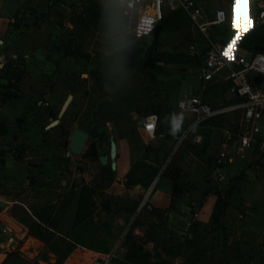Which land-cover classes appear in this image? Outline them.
Here are the masks:
<instances>
[{"label":"crops","instance_id":"obj_1","mask_svg":"<svg viewBox=\"0 0 264 264\" xmlns=\"http://www.w3.org/2000/svg\"><path fill=\"white\" fill-rule=\"evenodd\" d=\"M72 3L80 7L82 0L54 2L40 19L41 0H0V202H6L5 207L0 206V235L5 236L0 240V252L7 253L0 264H91L110 252L122 264H167L157 261L154 254L149 261L131 256L126 234L122 241L117 226L124 221L123 216L115 213L109 224L104 221V211L113 212V204L108 201L102 207L103 189L97 177L102 180L104 174L98 173L96 161L86 160L83 171L75 167V162L82 159L80 155L69 154V147L64 144L65 132L73 127L98 131L101 154H110L111 140L116 141V169L111 158L102 169L112 173L109 188L117 187L118 196L125 193L124 197H118V206L121 203L131 206L128 204L135 199L133 192L142 195L139 189L151 188L145 209L147 218L167 221L169 230L183 238L181 243L200 236L196 239L200 241L198 247L190 249L197 262L200 251L203 252L202 242H207V226L216 225V190H223L227 197L231 186L244 183L243 187L255 191L257 205L250 207L254 202H244L246 214L239 221L238 232L240 248L245 255L244 264H264V151L259 146L239 149L230 141L231 158L221 166L215 163L225 130L240 120L242 110L214 123L205 120L195 129L204 136L203 143L196 145L188 140L190 148L185 144L187 140L179 142L177 135L170 134L166 122L171 114L182 113L185 129L196 118L194 111L181 107V101L191 95L202 97L213 107L242 100L230 90L232 81L226 74L211 81L203 79L204 51L208 42L213 41L225 52L239 34L232 47V57L252 56L256 44L264 43V24L256 22L257 13L264 9V0H203L210 10L224 7L229 13L227 22L210 29L209 38L193 27L184 9H167L165 18H170L173 24L165 27L163 19L159 22L163 26L158 35L155 33L158 23L145 24L148 19L137 14L139 33L140 26L145 24L142 33L153 31L156 39L168 36L174 39L175 58L158 63L163 66L151 65L149 69L121 67L115 71L120 74L118 77L107 80L103 73L93 71V63L86 68L82 61L86 58L84 54L61 53L55 46L24 48L37 43L32 35L36 31L32 29V21L40 22L39 30L54 32L56 10H70ZM51 36L55 37L52 33ZM192 44L196 45L195 50L191 49ZM171 63L178 64L179 69L170 67ZM255 80L264 85V78L256 76ZM151 114L158 115L154 136L144 126ZM54 120L58 122L48 127ZM19 140L30 146L21 155L12 150ZM182 149L208 175L202 186H186L177 181L181 177L172 176L175 161L168 159ZM220 169L224 178L218 177ZM228 199L220 223L232 207ZM73 200L76 205L73 222L71 225L68 222L67 233L60 232L56 227L61 219L71 220L69 207ZM5 212L10 213L22 230L14 231L8 226L1 217ZM48 232L52 236L60 233L68 240L67 255L41 258L39 252L47 246L42 236ZM22 239H26V244L31 239L37 240L41 246L22 250ZM147 250L155 253V247ZM157 250L163 254L169 252L161 247ZM206 264L213 263L208 260Z\"/></svg>","mask_w":264,"mask_h":264},{"label":"rangeland","instance_id":"obj_2","mask_svg":"<svg viewBox=\"0 0 264 264\" xmlns=\"http://www.w3.org/2000/svg\"><path fill=\"white\" fill-rule=\"evenodd\" d=\"M58 1L56 0L55 2ZM40 5L43 8L38 18L41 19L47 14L52 3L48 0H41ZM62 10L57 9L55 13L54 22H56L57 27L54 32H51L55 37H52L51 33L39 30V27H41L39 21H32L31 23H34L32 29L36 30H33L34 34L32 35L37 43L35 45L31 43L30 47H25L24 45V48H32L34 50L39 47L46 49L55 46V50H60L61 53L69 51L74 56L84 54L86 58L82 61L86 63V68H88L90 62L93 63L95 65L93 71L96 70L97 73H103L104 80L109 77H118L120 74L115 71L121 67L124 69H149L152 68L151 65L163 66V64L158 63L175 58L176 42L174 39L169 36L156 39L153 31L139 33L136 28L139 22L137 12L126 9L119 0H82L80 7L76 3H72L70 10L65 12ZM183 46L184 50H188L186 45ZM194 61H198L197 58H194ZM169 66L179 69V65L175 63H171ZM92 90H94V87L91 86ZM46 100L51 101L50 99ZM187 142L185 144L189 147L190 142ZM173 157L172 161H175V163L171 171L174 179L175 177L179 179L181 177V180L177 181L186 186L203 185L202 183L208 175L201 170L202 167L195 166L196 160L189 152L185 153L182 149ZM103 174L102 180H100L99 175L97 177L103 189L102 207L105 208V201L113 204V212L104 211V221L109 224L110 219L116 215L115 213L123 216L124 221L117 223V226L122 233V241L125 234L127 239H129L128 246L132 250L131 254L134 257L143 260L146 253H148L147 248L155 247V253L151 252V255L158 256L157 261H167V264H186V262L187 264H206L208 260L209 263L213 264H244L245 255L242 251L243 249L240 248L241 244L238 238L239 221L246 214L245 200L257 202L255 200L257 197L255 191L243 187L244 183H240L235 187L231 186L230 189L227 188L229 191L227 198L232 203V207L226 212L222 223L207 226L209 230L206 238L207 242H202L203 252L200 251L197 262V260H194V254L190 252V249L196 245L198 247L200 244L198 238H201L200 236H195L193 240L188 238V240H185L186 244L181 243L183 238L180 237V234H176L174 230H169L170 226L167 221H150L145 211L148 201L140 209V204L148 190L139 189L142 191V195L133 192L135 199H131L130 204H128L131 206H127L125 203H121L122 205L118 206V197H124L125 193L118 196L116 193L117 187L109 188L113 182L112 173L104 171ZM178 189L176 188L177 191ZM254 203L250 204V207L257 205ZM75 210L74 201L72 206L69 207L71 220L62 221L61 219L56 227L57 230L66 232L69 223L71 225L73 222L72 218ZM2 237L5 236L0 235V240H2ZM42 237L44 238V240L42 239L44 244L47 246L39 252L41 258L57 259L58 256L61 257L68 254L65 250H68L70 245L68 240L60 233L52 236L48 232ZM25 240L22 239L20 241L22 250H28L31 247L39 249V246H41V243L37 240L31 239L28 244L25 243ZM185 246L187 250H185ZM158 247L167 249L169 252L163 254L157 250ZM52 249H60L61 251L54 252ZM208 250L210 252L209 255L206 254ZM159 253H161V257H159Z\"/></svg>","mask_w":264,"mask_h":264},{"label":"built area","instance_id":"obj_3","mask_svg":"<svg viewBox=\"0 0 264 264\" xmlns=\"http://www.w3.org/2000/svg\"><path fill=\"white\" fill-rule=\"evenodd\" d=\"M52 2V0H48ZM128 10H134L139 16H143L154 24L161 22L166 16L167 9H184L191 17L193 27L206 38L213 26L225 23L229 19L228 10L219 7L210 10L203 0H119ZM257 23L264 24V9L257 13ZM192 44L191 49L195 50ZM213 41H209L205 47L204 59L201 65V74L204 80L211 81L215 76L226 74L232 81L230 90L240 97V102L213 107L202 97L191 95L181 101L183 109H190L196 113V118L176 136L179 142L190 140L196 145H201L204 136L196 132V127L210 118H224L227 114L242 110L238 122L230 125L225 130L222 143L215 155V163L219 166L225 164L232 155L229 153V142H235L239 149L244 147L259 146L264 151V85L255 80L256 76L264 78V50L256 51L252 56L239 55L228 59ZM158 115L151 114L144 122L146 131L154 136L157 130ZM152 128L149 130L148 125ZM174 152H172L173 154ZM173 156V155H172ZM169 157L168 162L172 160ZM221 168V167H220ZM219 178H224L221 169ZM148 189L144 196L140 209L148 201L151 193ZM115 253H108L103 259H96L91 264H122L115 260Z\"/></svg>","mask_w":264,"mask_h":264},{"label":"water","instance_id":"obj_4","mask_svg":"<svg viewBox=\"0 0 264 264\" xmlns=\"http://www.w3.org/2000/svg\"><path fill=\"white\" fill-rule=\"evenodd\" d=\"M162 23H158L155 27V33L158 35L159 31L162 28ZM256 48L259 50H264V44L258 43L256 44ZM256 78V77H255ZM68 101L65 103L64 108L66 107V104ZM58 122V120H54L51 122L48 127H51L55 125ZM67 139H66V144L69 147V154L73 153L75 155H80L84 152V150H87V148L93 150V153L91 157H97L99 158L104 165L108 164L109 158H111L112 161V167H116V155H117V144L115 140H111L110 143V154L104 153L101 154L98 152V146L95 141H90V137H96L98 135V131L94 130L91 133L80 128V127H73L72 129H67ZM207 144H205L206 146ZM0 206L5 207L6 202H0ZM5 221L7 222L8 226L14 230V231H20L22 230V226L15 221L9 212L3 213L1 216ZM12 233V231L10 230ZM7 253L6 252H0V261H4Z\"/></svg>","mask_w":264,"mask_h":264},{"label":"flooded vegetation","instance_id":"obj_5","mask_svg":"<svg viewBox=\"0 0 264 264\" xmlns=\"http://www.w3.org/2000/svg\"><path fill=\"white\" fill-rule=\"evenodd\" d=\"M94 130L95 129H93L91 131H88V132L91 133ZM65 136L66 137H65L64 144H65V146H67V144H66L67 133L66 132H65ZM99 137L100 136H99V133H98V135L96 137H94V138L93 137H90L89 142L90 141H95L96 144H97V146H98V152L100 153L99 147L101 146V144H99V142H98ZM29 148H30V146H28V145L26 146V143L25 142H22L21 140H19L18 143L15 146H13V149L12 150H14L15 153H17V154L19 153L21 155V154L24 153V151H26ZM92 153H93V150H91L89 148H87V150H84V152L82 154H80V157H81L82 160L76 161L75 162V167L78 168L79 170H82L83 171L85 169L84 165L86 164V162H85L86 160L87 161H96L99 164L100 175L102 176L103 175V172H104L103 169H102L103 163H102V161L99 158H97V157H91ZM106 171H108V170H106ZM79 179L81 180L82 177H79Z\"/></svg>","mask_w":264,"mask_h":264},{"label":"trees","instance_id":"obj_6","mask_svg":"<svg viewBox=\"0 0 264 264\" xmlns=\"http://www.w3.org/2000/svg\"><path fill=\"white\" fill-rule=\"evenodd\" d=\"M54 2H55V0H52L51 3H54ZM163 23H164V26H165V27H168V26H170L171 24H173V23H171L170 18H168V19L164 18ZM261 26H263V25H261ZM262 44H264V43H262ZM255 51H258V49H255ZM68 53H71V52L68 51ZM219 119H221V118H210V119H207L205 122H208V123H209V122H212V123H214V122H216V121L219 120ZM219 121H220V120H219ZM216 192L218 193V201H217V204H216V207H217V213H216V215H215V221H214L215 224L220 223V222H219V221H220V216L222 215L223 208H224V206H225V204H226V201H227V197L224 195L223 190H221V189H217ZM128 240H129V239H127V243H128ZM129 252H130V254H131V252H132V250H130V247H129ZM131 256H133V255L131 254ZM150 256H151V254H150L149 252L146 253L145 258H143V260H147V261H149ZM133 257H134V256H133ZM135 258H137V257H135ZM138 259H139V258H138ZM140 260H141V259H140ZM159 262H163V261H159Z\"/></svg>","mask_w":264,"mask_h":264},{"label":"clouds","instance_id":"obj_7","mask_svg":"<svg viewBox=\"0 0 264 264\" xmlns=\"http://www.w3.org/2000/svg\"><path fill=\"white\" fill-rule=\"evenodd\" d=\"M145 28V24H142L140 26V31L142 33V31ZM169 124V131L170 134L173 136L178 135L179 133L182 132L183 130V123H184V117L183 114H177V113H173L171 114V116L169 117V119L166 121Z\"/></svg>","mask_w":264,"mask_h":264},{"label":"snow or ice","instance_id":"obj_8","mask_svg":"<svg viewBox=\"0 0 264 264\" xmlns=\"http://www.w3.org/2000/svg\"><path fill=\"white\" fill-rule=\"evenodd\" d=\"M237 2H238V0H237ZM145 24L150 25L151 24V21L150 20H146L145 21ZM237 39H239V34L237 35L236 38L233 39V41L231 42V44L228 46V48L226 49V51L223 53L226 57H228V59H232L233 58L232 55H231V51H232V47L235 45ZM148 127H149V130H151L152 125L149 124Z\"/></svg>","mask_w":264,"mask_h":264}]
</instances>
